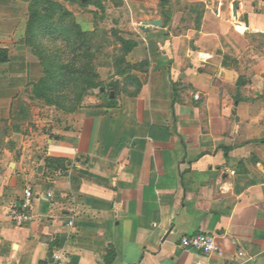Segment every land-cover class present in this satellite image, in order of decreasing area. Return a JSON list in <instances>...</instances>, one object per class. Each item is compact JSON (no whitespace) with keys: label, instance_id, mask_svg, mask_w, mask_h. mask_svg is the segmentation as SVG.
I'll use <instances>...</instances> for the list:
<instances>
[{"label":"crops","instance_id":"1","mask_svg":"<svg viewBox=\"0 0 264 264\" xmlns=\"http://www.w3.org/2000/svg\"><path fill=\"white\" fill-rule=\"evenodd\" d=\"M31 1L0 0V264H264V0H119L139 24L119 34L137 42L127 62H148L139 85L54 115L31 95ZM175 2L199 21L178 31ZM27 187L34 220L19 226ZM203 232L216 252L180 246Z\"/></svg>","mask_w":264,"mask_h":264},{"label":"trees","instance_id":"2","mask_svg":"<svg viewBox=\"0 0 264 264\" xmlns=\"http://www.w3.org/2000/svg\"><path fill=\"white\" fill-rule=\"evenodd\" d=\"M47 41L52 42L55 48H47ZM118 41L121 55L116 61V74L131 78L139 85V79L130 70L143 69L148 62H127L126 56L137 46V42L121 36H118ZM23 42L32 49L43 66V77L32 86L33 98L43 99L63 112L72 113L83 106L84 98L91 90L104 85L96 58L104 49L105 41L99 39L96 30H83L63 3L57 0H32ZM8 60L7 51L0 50V62ZM121 66L125 68L120 69ZM116 104L112 99L109 106Z\"/></svg>","mask_w":264,"mask_h":264},{"label":"rangeland","instance_id":"3","mask_svg":"<svg viewBox=\"0 0 264 264\" xmlns=\"http://www.w3.org/2000/svg\"><path fill=\"white\" fill-rule=\"evenodd\" d=\"M103 1L104 0H98V2ZM119 2V0H112V3L106 1L104 8H101L97 3L89 6H82L80 3L71 4V12L74 14L83 30L91 32L96 30L99 39H104L106 43L104 49L97 54L96 58L98 72L101 76V80H104H102L104 85L98 89L111 90V88H116L117 86L121 87L122 84L125 86H132L135 84L131 78L122 76L121 79H117L114 74L118 70L116 61L118 56L121 55V45L118 41L119 34H134L139 25L137 23H132L129 18L130 14L128 9L118 10L113 7L114 4H119ZM175 4L174 6H177L176 9L170 8L168 11L170 12V16H175V14L180 16L182 21L177 26L178 31L199 21L201 15V9L199 7H197V9H194V7L186 8L185 6L187 5L185 2H175ZM253 40L256 47L259 49L264 48V38L257 36L254 37ZM45 46L50 49L55 48L54 44L49 41H47V43L45 42ZM124 68L125 66L120 67V69ZM130 72L133 74V70H130ZM98 89L91 90L84 100H89L91 93L95 95V90L98 91ZM119 90L121 91V89ZM34 99L36 104H39L41 107V112L45 115H54L55 109L59 110L56 106L47 104L43 99ZM59 111L63 112L62 110Z\"/></svg>","mask_w":264,"mask_h":264},{"label":"built area","instance_id":"4","mask_svg":"<svg viewBox=\"0 0 264 264\" xmlns=\"http://www.w3.org/2000/svg\"><path fill=\"white\" fill-rule=\"evenodd\" d=\"M51 196L52 193H49V197ZM33 206L34 192L32 187H27L22 202L14 206L10 211L13 222L19 226H26L31 223L34 220L32 213ZM69 224L73 225V221L71 220ZM180 246L184 249L198 250L205 254H212L218 250L215 236L206 232L183 236L180 241ZM240 255H243V253H240ZM53 258L55 260H61V255L55 253Z\"/></svg>","mask_w":264,"mask_h":264},{"label":"water","instance_id":"5","mask_svg":"<svg viewBox=\"0 0 264 264\" xmlns=\"http://www.w3.org/2000/svg\"><path fill=\"white\" fill-rule=\"evenodd\" d=\"M151 24L158 25V24H160V22L159 21H153Z\"/></svg>","mask_w":264,"mask_h":264}]
</instances>
